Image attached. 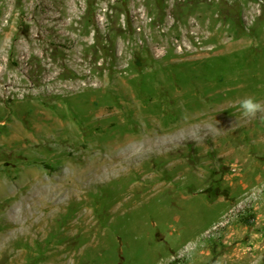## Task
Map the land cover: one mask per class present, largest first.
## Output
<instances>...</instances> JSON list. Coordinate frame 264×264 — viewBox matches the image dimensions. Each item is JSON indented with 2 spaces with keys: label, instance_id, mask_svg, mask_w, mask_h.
<instances>
[{
  "label": "rangeland",
  "instance_id": "1",
  "mask_svg": "<svg viewBox=\"0 0 264 264\" xmlns=\"http://www.w3.org/2000/svg\"><path fill=\"white\" fill-rule=\"evenodd\" d=\"M110 1L47 42L70 82L37 99L51 136L32 96L1 101L0 264H264V122L239 111L264 103V0Z\"/></svg>",
  "mask_w": 264,
  "mask_h": 264
},
{
  "label": "bare ground",
  "instance_id": "2",
  "mask_svg": "<svg viewBox=\"0 0 264 264\" xmlns=\"http://www.w3.org/2000/svg\"><path fill=\"white\" fill-rule=\"evenodd\" d=\"M25 1H29L30 5L26 4L23 6V4L21 5V3L20 5L17 4V6L7 5L4 0H0V51H7V53H5L3 56L0 55V107H4L7 105L5 101V104L3 106L1 104V101L5 100L8 97L12 98L13 96L15 100L20 98V101H22L23 99L25 100L29 96H32L34 99V107L36 109L38 108L36 110V116H38L39 118L35 116L36 118L33 119V122L30 125V129L31 126L34 127L41 139L42 135L51 136V131L53 130V127L57 125V122L54 118L51 117L52 115L50 113H48L47 111H42L39 109V107H37V99L42 93H46L52 90L54 91L56 89H66L70 83L66 81L67 78L69 79L67 73L64 74V70H60L59 68L57 69V67L62 66L61 63L55 66L56 59L54 53L48 48L49 46L47 45V42L62 43L60 41H62L61 39L63 38H81L80 35L76 32V24L74 23V20L76 21L77 19L76 15L78 14V11L77 13L74 12V5L79 6V0H73L74 2L72 1V3L67 2L66 5H63V3H65V0ZM110 4H112V1L109 0L108 5ZM38 8H40V12L38 11ZM101 25H99V27ZM95 28L98 27L96 26ZM74 32L77 34H75ZM72 33H74L75 35H73ZM21 34H23V37L21 36ZM144 44L145 43H143L142 41H139L138 46L143 47ZM88 48V46H85V51ZM115 54L120 55V52L117 53V51H114V55ZM72 59L74 60L75 64L79 66V68H82V70L80 71L83 72L82 75H88L89 71L85 72V70L89 67L90 64H88V58L85 55L84 50L82 53L79 51L76 52ZM33 61L39 63L41 68L44 69L45 76H42V79L39 82L34 81L30 74L34 68ZM72 82L74 83L75 81ZM86 86H89V84H86ZM18 103L19 101L16 102V104ZM20 113L22 112L20 111ZM39 114H41V116H39ZM16 121L17 120H15L14 123L10 124V128H12L10 136H12L7 138V141L17 143V145L20 146L21 149H29V143H26L27 146H22L23 141H27L25 137L26 131L22 129V127L20 128V125L18 126L17 124H15ZM111 137L113 138L115 137V135L111 134ZM1 139L5 138L1 137ZM122 139L123 138H121V136H118L113 140H110V142L119 145L122 141H124ZM39 140L34 139L33 142L39 145ZM42 141V144H44L46 140ZM114 153L115 152H112L111 154ZM97 157L102 158L103 155L99 153L97 154ZM0 256H2V254ZM8 264H14L12 258Z\"/></svg>",
  "mask_w": 264,
  "mask_h": 264
},
{
  "label": "clouds",
  "instance_id": "3",
  "mask_svg": "<svg viewBox=\"0 0 264 264\" xmlns=\"http://www.w3.org/2000/svg\"><path fill=\"white\" fill-rule=\"evenodd\" d=\"M240 115L246 120H252L259 117L261 122H264V103L258 101L256 98L248 96L239 101ZM255 198V190L253 197ZM191 259V253H189Z\"/></svg>",
  "mask_w": 264,
  "mask_h": 264
},
{
  "label": "trees",
  "instance_id": "4",
  "mask_svg": "<svg viewBox=\"0 0 264 264\" xmlns=\"http://www.w3.org/2000/svg\"><path fill=\"white\" fill-rule=\"evenodd\" d=\"M47 167H49V165H46ZM49 168H51V167H49Z\"/></svg>",
  "mask_w": 264,
  "mask_h": 264
}]
</instances>
